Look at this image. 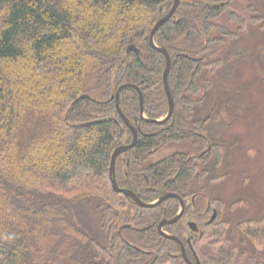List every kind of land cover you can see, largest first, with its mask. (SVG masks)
<instances>
[{
  "label": "trees",
  "instance_id": "trees-1",
  "mask_svg": "<svg viewBox=\"0 0 264 264\" xmlns=\"http://www.w3.org/2000/svg\"><path fill=\"white\" fill-rule=\"evenodd\" d=\"M233 1L179 0L156 30L155 43L171 58L174 106L166 122L144 121L137 90L120 91L119 106L137 138L123 160L116 158L115 179L142 200L164 191L195 192L210 159L217 163L222 156L223 144L211 143L196 156L175 148L153 158L169 142L204 146V136L193 131L206 123L197 113L202 104L195 99L196 79L220 59L197 54H210L224 37L237 35L219 21L222 14L237 30L245 27L229 7ZM172 2L0 0V264H187L179 244L156 229L162 216L176 213L177 201L139 206L115 191L109 177L113 149L132 137L115 106L116 88L136 84L146 117L167 112L165 58L150 44L149 32ZM255 7L246 6L251 12ZM128 44L139 52L127 50ZM91 74L105 96L88 93L73 102L86 93L85 77ZM199 202L194 199L196 213ZM214 206L211 221L199 214L201 235L192 240L200 264H241L245 255L248 264H264V215L232 223L221 215L220 204ZM183 216L167 226L180 238Z\"/></svg>",
  "mask_w": 264,
  "mask_h": 264
},
{
  "label": "rangeland",
  "instance_id": "rangeland-1",
  "mask_svg": "<svg viewBox=\"0 0 264 264\" xmlns=\"http://www.w3.org/2000/svg\"><path fill=\"white\" fill-rule=\"evenodd\" d=\"M248 2L255 4L257 12L246 8ZM229 7L245 19V27L237 30V23L226 13L222 14L219 21L237 35L224 37L223 43L210 54H197L204 59H220L217 67L205 68L196 79L199 93L195 99L200 98L202 104L197 113L206 118V123L205 129L193 127V131L204 136V146L169 142L153 158L175 148L196 156L210 148L211 143L223 144L219 161L213 163L211 158L206 165V177L195 186L200 187L195 189L194 199H200L199 209L205 220L208 215H213L212 208L218 203L221 215L236 223L244 218L264 215V0H234ZM85 84L87 94L97 98L105 96L98 93L94 74L85 77ZM124 152L118 156L121 160L126 157ZM117 169L124 170L120 160L117 161ZM213 198L217 199L216 203ZM191 207L195 208V205ZM211 215L207 222L211 221ZM193 216L190 214L185 218ZM123 226H129V223ZM185 229L184 235L187 233ZM247 247L252 248L248 243ZM259 249V254L264 253V244ZM246 257L243 256L241 264H248Z\"/></svg>",
  "mask_w": 264,
  "mask_h": 264
},
{
  "label": "water",
  "instance_id": "water-1",
  "mask_svg": "<svg viewBox=\"0 0 264 264\" xmlns=\"http://www.w3.org/2000/svg\"><path fill=\"white\" fill-rule=\"evenodd\" d=\"M178 3H179V0H173L171 7L167 10L166 13H164L161 17H159L156 20V22L154 23V25L152 26V28L150 29V32H149V42H150V44L152 45V47L155 50L161 52L164 55V58H165V64H164V68H163V72H162V81H163V88H164V91H165V94H166V98H167V102H168L167 112H166L165 116L162 117V118H149V117H146L144 115V111H143V95H142L141 89L136 84L123 83V84H120L116 88L115 96H114L115 106H116V109H117V112H118L119 116L121 117V119L123 120L125 125L130 129L132 138H131L130 142L125 143V144L117 145L113 149L111 157H110L109 177H110L112 188L115 191L122 192L125 196L132 198L135 201V203H137L139 206H142V207H153V206L159 204L165 198H169V197L177 198L179 200V202H180V210L172 218L160 220V222L158 223L157 228H158L159 232L163 236H165L167 238L174 239V240L178 241L181 244L182 255L188 261L189 264H200V261L197 258V256H196L195 262L189 261V259L186 256L185 249H184V246L182 244V241L177 236L169 234V233H167V232H165L164 230L161 229V227H162V225L164 223L172 222V221L178 219L181 216L182 209H183V206H184V203H183L181 197L177 193L169 191V192H166L165 194L161 195L159 198H157L154 201H149V202L143 201L131 189L118 186L117 182H116V179H115V172H114V170H115V160H116L117 155L122 153V152H124V151H126L127 149L131 148L134 145L135 140L137 138V130H136V128L132 125V123L129 121V119L123 114V112H122V110H121V108L119 106V93H120V91L123 88H125V87H132V88H135L137 90L138 96H139V101H138V103H139V115L144 121L153 122V123H163L172 113V110H173V96L171 94V91H170V88H169V83H168V73H169L171 58H170L169 52L167 51V48L165 46H159V45H157L155 43L154 34H155L156 30L158 29V27H160L166 20H168L173 15ZM126 49L127 50H133L136 53L139 52V49L134 44H128ZM89 97L90 96L87 93H81L79 96H77L73 100V102H75V101H77V100H79L81 98H89ZM93 121H96V120L88 121L86 123H90V122H93ZM214 215H215V211L213 212L212 217H214Z\"/></svg>",
  "mask_w": 264,
  "mask_h": 264
},
{
  "label": "flooded vegetation",
  "instance_id": "flooded-vegetation-1",
  "mask_svg": "<svg viewBox=\"0 0 264 264\" xmlns=\"http://www.w3.org/2000/svg\"><path fill=\"white\" fill-rule=\"evenodd\" d=\"M114 96H115V94H114ZM115 102V101H114ZM132 138V137H131ZM131 141V140H130ZM130 141H127V142H125V141H122L120 144H125V143H128V142H130ZM120 144H118V145H120ZM120 155H122L121 153L120 154H118L117 155V157L118 156H120ZM116 157V158H117ZM166 192H169V191H164V192H162L160 195H158L155 199H153V200H150V201H154V200H156L157 198H159L161 195H163V194H165ZM172 192H175V193H177L180 197H181V199H182V201H183V203H184V206H183V209H182V213H181V216L178 218V219H176V220H174V221H172V222H168V223H164L163 225H162V227H161V229L162 230H164L165 232H167V233H169V234H172V235H175V236H177L181 241H182V244H183V246H184V249H185V253H186V256L188 257V259H189V261H191V262H195V260H196V254H195V252H194V250H193V244H192V240L195 238V236L196 235H201V216L199 215V214H203V212L202 211H199L198 213H196L195 212V208L194 207H191L190 206V203H191V205L193 204V202H194V198H195V192H191V191H186V192H183L184 193V195H182V194H179V192H176V191H172ZM190 195V198L188 199V196ZM199 196H203V195H201V194H199ZM170 198H173V199H175L176 201H177V203H178V208H177V211H176V213L180 210V202H179V200L177 199V198H175V197H169V198H165L164 200H162L159 204H161L163 201H166L167 199H170ZM143 201H145V200H143ZM146 202H149V201H146ZM159 204H157V205H159ZM156 206V205H155ZM190 206V207H189ZM214 208H212L213 209V211H215V215H216V210H215V206H213ZM185 211H187L188 213H187V215L186 216H188V215H194L193 217H187V218H185L186 216H183V214H184V212ZM175 213V214H176ZM175 214H173V215H170V216H162L161 218H160V220H162V219H170V218H172L173 216H175ZM196 214H198V216L196 215ZM211 215V214H210ZM210 215H208V217H207V219H209L210 218ZM215 215H214V217H215ZM183 216V218H185L184 220H185V222H183V224L185 225V227H186V229H185V232H187L185 235L184 234H182V238H180L178 235H176L175 233H172V232H170V230H168V228H167V226L168 225H172V224H174L175 222H177L181 217ZM212 216V215H211ZM214 217H212V219H214ZM207 219H206V221H207ZM211 219V220H212ZM160 220L157 222V224H156V229H157V231L159 232V230H158V228H157V226H158V223L160 222ZM187 230V231H186ZM184 232V231H183ZM160 233V232H159ZM161 234V233H160ZM162 235V234H161ZM163 236V235H162ZM165 237V236H164ZM167 238V237H166ZM169 239H171V238H169ZM172 240H174V239H172ZM174 241H176V240H174ZM178 244H179V248H180V253H181V255H182V249H181V244L178 242V241H176ZM186 247H188L189 248V250L191 251L192 250V258H190L188 255H187V250H186ZM183 256V255H182ZM184 258V257H183ZM184 260L186 261V263L187 264H189L188 263V261L184 258Z\"/></svg>",
  "mask_w": 264,
  "mask_h": 264
}]
</instances>
